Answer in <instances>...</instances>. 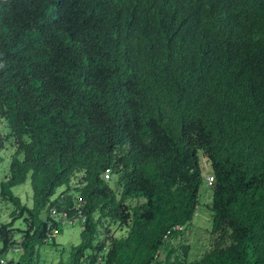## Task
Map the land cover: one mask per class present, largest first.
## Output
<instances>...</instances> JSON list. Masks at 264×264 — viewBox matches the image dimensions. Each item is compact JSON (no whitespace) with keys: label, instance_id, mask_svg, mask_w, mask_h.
Here are the masks:
<instances>
[{"label":"trees","instance_id":"16d2710c","mask_svg":"<svg viewBox=\"0 0 264 264\" xmlns=\"http://www.w3.org/2000/svg\"><path fill=\"white\" fill-rule=\"evenodd\" d=\"M0 120L3 264L58 246L52 210L83 220L67 264H264V0H0Z\"/></svg>","mask_w":264,"mask_h":264},{"label":"rangeland","instance_id":"374dc122","mask_svg":"<svg viewBox=\"0 0 264 264\" xmlns=\"http://www.w3.org/2000/svg\"><path fill=\"white\" fill-rule=\"evenodd\" d=\"M6 123L0 120V134L6 133ZM11 148L9 144L4 142V146L0 149V181L3 179L8 171L9 162L11 158ZM203 169V182L200 186L199 205L197 207L192 225L186 231L183 238L178 239L174 244L182 242L190 246L189 259L199 257L211 242V212L209 210L212 200V185L208 184L206 177H210V168L207 161L203 158L201 160ZM207 179V178H206ZM12 193L19 197L21 202L27 207L32 206V190L29 178L21 185L12 188ZM12 206L9 203L0 202V224L10 222L9 213L12 211ZM15 228H21L22 222L16 221ZM81 227L78 222L73 224L63 225L60 233L54 235V242L58 246H53L51 241L40 247V264H67L68 250L72 245H77L80 242ZM112 233L116 236L122 234V230L118 227L112 229ZM64 247V251L61 248ZM18 252V251H17ZM13 254V253H11ZM15 254L13 259H17Z\"/></svg>","mask_w":264,"mask_h":264},{"label":"built area","instance_id":"2783aa9c","mask_svg":"<svg viewBox=\"0 0 264 264\" xmlns=\"http://www.w3.org/2000/svg\"><path fill=\"white\" fill-rule=\"evenodd\" d=\"M104 178L106 180H109L110 178V174H109V171L107 170L104 174ZM207 178V179H206ZM205 179L207 180L208 184H212L213 183V179L212 177H206ZM50 216L56 221V222H59L61 223L62 225H67V224H73L74 222H82L83 220L82 219H77V218H69L66 214V212L62 211V212H57L55 210H52L51 213H50ZM16 249H12L10 250L9 252V255L13 252H15ZM1 264L4 263V261H1L0 262Z\"/></svg>","mask_w":264,"mask_h":264},{"label":"crops","instance_id":"0c3cea01","mask_svg":"<svg viewBox=\"0 0 264 264\" xmlns=\"http://www.w3.org/2000/svg\"><path fill=\"white\" fill-rule=\"evenodd\" d=\"M15 254H17L19 256V251L17 252V250L15 252H13V254H10L8 257H13Z\"/></svg>","mask_w":264,"mask_h":264},{"label":"clouds","instance_id":"9594fccd","mask_svg":"<svg viewBox=\"0 0 264 264\" xmlns=\"http://www.w3.org/2000/svg\"><path fill=\"white\" fill-rule=\"evenodd\" d=\"M206 180V179H205Z\"/></svg>","mask_w":264,"mask_h":264}]
</instances>
